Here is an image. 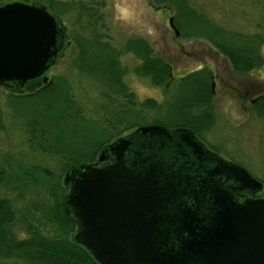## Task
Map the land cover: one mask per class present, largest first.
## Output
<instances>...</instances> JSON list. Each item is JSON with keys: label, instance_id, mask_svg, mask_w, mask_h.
<instances>
[{"label": "water", "instance_id": "obj_1", "mask_svg": "<svg viewBox=\"0 0 264 264\" xmlns=\"http://www.w3.org/2000/svg\"><path fill=\"white\" fill-rule=\"evenodd\" d=\"M69 38L49 0L0 1V86L42 77ZM64 185L72 240L96 264H264V184L190 128L140 127Z\"/></svg>", "mask_w": 264, "mask_h": 264}, {"label": "rangeland", "instance_id": "obj_2", "mask_svg": "<svg viewBox=\"0 0 264 264\" xmlns=\"http://www.w3.org/2000/svg\"><path fill=\"white\" fill-rule=\"evenodd\" d=\"M54 1L59 3V8L66 10L58 14L68 28L70 38L59 54L56 65L43 77L29 81L21 90H10L0 86V116L5 125V129L0 130V169L6 170V174H35L39 179H42L41 174H51L52 181L48 179V182L45 179L48 183L64 185L68 169L73 166L64 172L65 156L61 151L55 150L57 152L55 155L31 148L27 124H34L32 119L35 118V111L26 106L10 105L9 93L21 95L33 93L55 79H62L64 84L60 94H63V98L60 97L58 104L62 109L64 99L67 96L71 98L74 108L81 111L87 123L93 124L91 126L99 131L100 134L95 135L109 139L102 152L107 145L140 127L161 125L158 122L167 119L184 120L185 118L180 117L183 110H186L189 118L191 114L199 113L203 107L202 102L193 103L195 105L191 106L182 104L184 107L178 110L179 113H175L177 110L173 104H180L179 99L184 100V103L193 99L188 97L190 93L188 91L182 92L184 96L178 95L181 78L191 72L208 68L214 74L212 80L214 96L211 101L214 121L208 119L202 129V140L210 149L230 162L242 166L264 184V117L255 112L253 108L255 102L251 103L249 100L250 98L255 100L264 94V64L246 74L235 72L232 63L209 41L204 38L182 36V31L175 24L176 11L166 5H158L153 0ZM186 1L196 12L228 32L236 35H254L264 31V0ZM83 2L93 7V17L83 13L80 6ZM182 16L191 27L202 29L199 26L200 22L190 18V14L184 12ZM171 18L174 19L175 29L170 24ZM176 30L179 35L176 34ZM94 35L100 37L103 42H110L114 49L123 53L121 61L127 70L124 82L134 93L135 103L129 102V99L119 93L110 96L107 84L100 81L92 72H88V69H82L81 65L84 64H80L82 54L77 43L87 42ZM132 39L148 41L153 49V55L165 58L172 66L173 79L169 84L157 86L150 78L135 73V68L142 61L125 50L128 41ZM235 45L245 44L240 41ZM253 46L257 49L256 45ZM261 54L264 56V47L261 48ZM223 81L230 84L233 89L227 91ZM149 98L157 100L158 108H141L140 104ZM38 110L43 112L42 107ZM135 123L138 124L136 127L123 131L125 126ZM51 142L53 143L52 138ZM101 152L97 155L96 161L84 162H98ZM46 193L47 189L31 187L24 192L23 204H29L28 206L33 208L35 205L43 206L42 203L47 198ZM0 198L16 200V194L0 186ZM42 206H39L36 212L37 220L43 217ZM74 232L66 238L72 241ZM0 264L23 263L15 259H0Z\"/></svg>", "mask_w": 264, "mask_h": 264}, {"label": "trees", "instance_id": "obj_3", "mask_svg": "<svg viewBox=\"0 0 264 264\" xmlns=\"http://www.w3.org/2000/svg\"><path fill=\"white\" fill-rule=\"evenodd\" d=\"M153 1L158 5L173 8L176 11L175 24L182 31L181 35L186 38L198 37L209 41L232 63L235 72L246 74L264 64V56L261 54V48L264 47V31L254 35H236L196 12L186 0ZM80 6L83 13L94 16L91 5L89 7L83 2ZM50 8L57 14L66 11L59 8V3L54 0H50ZM184 12L190 14V18L198 20L202 29L191 27L187 20L184 21L182 19ZM221 35L224 37H220ZM240 41L245 45H235ZM77 45L82 54L80 60V64H84L81 65L82 69H88V72H92L100 81L107 84L110 96H113V93H119L129 99V102L135 103L134 93L124 82L127 70L121 61L123 53L114 49L110 42H103L95 35L87 42H79ZM253 45H256L257 49ZM125 50L133 53L142 61L135 68L136 74L150 78L157 86L169 84L172 81V66L165 58L153 55V49L145 39L129 40ZM213 75L211 69L204 68L182 77L178 95L184 96L182 92L188 91L190 92L188 97L193 99L188 101L190 103H184V100L179 99L180 104H173L177 110L175 113H179L178 110L181 107L195 105L193 103L196 102H202V110L196 115L191 114L190 118L186 110H183L180 112V117L186 120L167 119L158 124L168 128H191L202 139V129L208 119L213 120L211 111V101L214 96ZM63 84L62 79H55L33 93L24 95L9 93V104L33 108L35 111V118L32 119L34 124H27L31 148L55 155H57L56 151H61L65 156L63 171L66 172L71 165L84 161H96L97 155L109 139L95 135H99V131L91 126L93 124L87 123L81 111L74 108V102L68 98L67 93H65L67 97L61 109L58 103L60 97L63 96L60 94ZM140 105L142 109H156L159 106L157 100L153 98L146 99ZM41 107L43 112L38 110ZM253 108L260 117H264V94L256 98ZM169 112H171L170 109ZM137 125V123L127 125L123 131H129ZM4 129V121L0 116V130ZM41 175H43L42 179H39L35 174H6V170L0 169V186L16 194V200L0 198V259H15L23 264H96L83 248L76 245L73 240L66 238L76 229L74 219L65 209L66 187L62 183H48V179L52 181L51 174ZM31 187L39 190L47 189V198L43 201V206L35 205L33 208L28 206L29 204H23L24 192ZM39 206H42L41 220L36 218Z\"/></svg>", "mask_w": 264, "mask_h": 264}, {"label": "flooded vegetation", "instance_id": "obj_4", "mask_svg": "<svg viewBox=\"0 0 264 264\" xmlns=\"http://www.w3.org/2000/svg\"><path fill=\"white\" fill-rule=\"evenodd\" d=\"M43 77V76H42ZM41 78V77H40ZM40 78H37V79H40ZM215 78V77H214ZM34 80H36V79H34ZM29 82V81H28ZM223 84H224V86H225V88H226V90L227 91H229L230 89H233L232 88V86H230V84H228L226 81H223ZM27 85V84H26ZM25 85V86H26ZM25 86H24V88H25ZM24 88H22V89H24ZM16 90V89H18L17 87H15V88H10V90ZM19 90V89H18ZM21 90V89H20ZM14 94H16V93H14ZM18 94V93H17ZM248 99V98H247ZM250 101H251V103H254V102H256V99L254 100V99H249ZM171 129H175V128H171ZM203 141V140H202ZM205 143V142H204ZM112 144V143H111ZM111 144H109V145H111ZM108 146V145H107ZM208 147V146H207ZM209 148V147H208ZM210 149V148H209ZM210 151L211 152H215V153H217V154H219L218 152H216L215 150H213V149H210ZM220 155V154H219ZM264 194V191L263 192H261V193H258V196H262Z\"/></svg>", "mask_w": 264, "mask_h": 264}]
</instances>
